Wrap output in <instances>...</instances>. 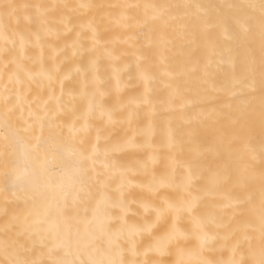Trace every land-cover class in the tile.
<instances>
[{"label": "snow or ice", "instance_id": "6c2138e0", "mask_svg": "<svg viewBox=\"0 0 264 264\" xmlns=\"http://www.w3.org/2000/svg\"><path fill=\"white\" fill-rule=\"evenodd\" d=\"M209 7L230 10L233 38L245 43L239 70L233 60L228 61L232 65L231 87L239 89L230 103L239 112H247L259 93V140L252 129L235 127L231 132H219L211 144H200L193 120L208 122L215 111L185 120L182 135L171 125L159 130L151 124L138 127L136 138L125 143L145 156L155 151L151 145L157 136L172 148L178 141L187 144L190 152L178 165L180 177L169 171L138 185L155 195L139 202L148 219L129 223L134 217L128 215V188L138 177L116 162L118 148L102 140V132H96L93 141L90 117L98 111L95 102L90 101L86 111L74 110L71 123H58V113L65 107L62 96L42 99L37 94L32 99L31 95L34 85L46 83L51 88L61 70L54 57L46 63L27 53L33 44L59 38L65 32L75 31L73 48L80 46L81 35L95 43L98 23L91 14L103 8L118 10L111 22L124 29L129 40L135 37L149 48L163 47L169 32L186 26L191 10L207 17ZM21 16L36 26V31L14 29L13 20L18 22ZM80 17L90 18L77 25ZM222 18L221 11L216 23ZM99 22L103 23L104 17H99ZM108 54L119 60L114 52ZM0 59L5 69L0 76V180L25 203L19 212L10 211L6 202L0 206V264H150L137 257L173 250L187 257L180 264H264V0L217 6L168 2L98 5L87 0L77 4L0 2ZM138 60L143 64L145 57ZM89 68L94 71V63ZM114 75L118 76V69ZM163 75L171 92L175 76L167 70ZM140 78L145 88L142 95L126 105L101 111L105 124L132 123L142 107H151L157 74L143 67ZM104 87L102 94H107L111 86L106 83ZM86 92L85 85L80 95ZM178 97L177 91L166 103L176 105ZM174 111L181 115L178 108ZM151 162L145 159L137 167L147 172ZM194 176L198 177L196 183ZM169 188L173 191H161ZM210 197L230 215L209 208ZM69 202L86 205L89 210L72 218ZM223 249L231 252L230 258H210L211 253Z\"/></svg>", "mask_w": 264, "mask_h": 264}, {"label": "bare ground", "instance_id": "6f19581e", "mask_svg": "<svg viewBox=\"0 0 264 264\" xmlns=\"http://www.w3.org/2000/svg\"><path fill=\"white\" fill-rule=\"evenodd\" d=\"M87 0L89 3L98 5H112L120 3H192L216 6L233 2L234 0ZM238 1V2H237ZM235 0L233 3L244 4L248 1L258 3L259 0ZM8 3H71L77 4L83 0H0ZM217 2V3H216ZM223 3V4H222ZM118 10L103 8L93 10L92 16L97 18V37L95 43L89 36L81 35L80 46L73 48V41L76 38L75 31L65 32L59 38L48 37L38 44L30 46L28 55L31 57H42L46 63H50V58H55L60 68V77L54 81L51 88L45 83L40 87L33 86L31 98L36 99L37 94L42 99H47L49 95L62 96L64 109L58 113V123L65 125L75 119L76 113L86 111L90 101H94L98 111L91 115L90 124L93 129V141L96 132H102V140L117 146L115 152L116 162L131 170V174L138 179L131 180L128 188V201L131 205L129 216L134 218L129 223H143L148 219L147 214L140 208L139 202L150 194L146 189L139 187L142 182L147 184L153 176H160L169 171L176 176L182 175L178 165H182L188 158L190 149L187 144L177 142L176 147L164 143L160 137H156L157 142L151 145L155 151H149L147 156L137 150L136 147L126 144V141L136 138L135 132L138 127L153 125L159 130L160 127H172L179 130L182 135L186 125L184 121L194 118L197 113L207 116L215 111L216 115L208 122H198L193 120L195 138L197 142L208 145L216 140L219 132H231L238 127L241 130L252 129L255 139L259 140L260 135V102L259 93L255 97L253 107L247 112H239L235 105L230 103L233 92L238 93L239 89L231 87L232 65L229 59L235 62L237 71L240 61L245 51L243 40L233 38L235 24L231 19V11L224 9L222 22L216 23V16L220 14L216 7H209L204 12L191 10L186 26L177 31L169 32L167 42L163 47H151L145 45L143 40L133 38L129 40L125 30L116 23L111 22V18ZM219 12V13H218ZM104 17V22H99V17ZM196 17H200L199 21ZM90 17H80L75 23L77 25L87 23ZM14 29L25 30L30 28L36 31V26L29 25L21 16L17 22L12 24ZM78 31V29H77ZM114 52L118 61H114L108 54ZM145 57L144 63L140 64L138 57ZM94 63V71L89 66ZM143 67H148L157 74V79L153 82L151 107L145 105L141 108L139 117L132 123L121 122L114 126H108L101 118V111L111 110L118 104H128L139 98L144 92V83L140 78ZM79 68L81 71L76 72ZM118 69V76L114 75V70ZM167 70L175 76L172 81V91L169 89V80L163 75ZM4 62L0 59V76L4 75ZM68 78H65V75ZM110 84V91L105 93V84ZM87 86L85 95H80L82 88ZM179 93L176 105L169 106L166 102L170 95ZM179 109L181 115L175 114V109ZM39 135V129H37ZM159 153V155H155ZM155 159L153 160V156ZM148 159L151 166L147 172L137 167L138 162ZM257 170L260 161H255ZM187 171V168L184 169ZM3 169L0 168V172ZM196 183L198 177H193ZM162 192H171L173 189H162ZM7 203L10 211H22L25 207L24 200L10 188H6L0 180V206ZM209 208L220 210L225 215H230L228 209L221 206L210 197L207 201ZM67 210L72 218L82 217L88 207L73 205L69 202ZM2 220V217H0ZM231 252L223 249L220 252L211 253L210 258L228 259ZM2 258V257H0ZM138 259H148L150 264H180L181 260L187 257L181 256L173 250L168 253H153L149 257H137Z\"/></svg>", "mask_w": 264, "mask_h": 264}, {"label": "rangeland", "instance_id": "374dc122", "mask_svg": "<svg viewBox=\"0 0 264 264\" xmlns=\"http://www.w3.org/2000/svg\"><path fill=\"white\" fill-rule=\"evenodd\" d=\"M234 1H235V0H234ZM234 1H233V2H234ZM217 2H218L219 4H221L219 0H217ZM217 2H216V3H217ZM222 2H223V0H222ZM233 2H231V1H230V3H233ZM237 2H238V1H237ZM242 2L244 3V2H245V0H244V1H242ZM218 3H217V4H218ZM239 3H241V0H240V2H239ZM246 3H248V1H247ZM217 4H216V6H217ZM222 4H223V3H222ZM237 4H238V3H237ZM218 9H219V8H218ZM219 11H221V9H219ZM223 11H224V10H223ZM229 11H230V10H229ZM218 13H219V12H218ZM217 15H218V14H217ZM231 16H232V13H231Z\"/></svg>", "mask_w": 264, "mask_h": 264}]
</instances>
